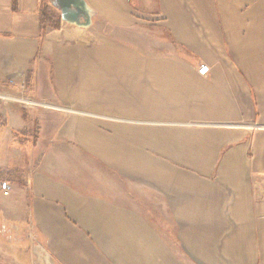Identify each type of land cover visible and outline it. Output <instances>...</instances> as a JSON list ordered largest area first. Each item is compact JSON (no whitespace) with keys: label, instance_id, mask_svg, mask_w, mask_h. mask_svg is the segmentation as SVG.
<instances>
[{"label":"crops","instance_id":"1","mask_svg":"<svg viewBox=\"0 0 264 264\" xmlns=\"http://www.w3.org/2000/svg\"><path fill=\"white\" fill-rule=\"evenodd\" d=\"M85 1L93 23L158 14L192 54L165 65L168 99L139 122L145 146L165 149L112 166L135 197L122 203L33 159L31 135L75 122L0 99V264H264V0ZM65 25L50 0H0V94L58 104L41 76Z\"/></svg>","mask_w":264,"mask_h":264},{"label":"rangeland","instance_id":"2","mask_svg":"<svg viewBox=\"0 0 264 264\" xmlns=\"http://www.w3.org/2000/svg\"><path fill=\"white\" fill-rule=\"evenodd\" d=\"M157 16L147 14L145 20L137 9L130 22L96 19L90 28L65 25L55 34L56 61L51 59L41 76L56 83L51 95L63 110L24 96L45 105L34 110L57 112L76 123L31 135L35 145L38 139L40 144L33 159L71 166L74 174L83 177L82 181L76 179L78 186L127 204L135 197L125 193L127 182L112 166L132 163L142 151L158 156L165 149L145 146L144 133L152 127L139 122L147 120L144 115L160 112L168 99L162 91L176 72L165 65L193 61L192 54L170 36ZM80 146L86 151L80 153ZM176 152L168 147L171 163L177 160ZM186 153L179 150V157L183 159Z\"/></svg>","mask_w":264,"mask_h":264},{"label":"water","instance_id":"3","mask_svg":"<svg viewBox=\"0 0 264 264\" xmlns=\"http://www.w3.org/2000/svg\"><path fill=\"white\" fill-rule=\"evenodd\" d=\"M61 13L62 21L71 26L90 28L93 25L94 11L85 0H50Z\"/></svg>","mask_w":264,"mask_h":264},{"label":"built area","instance_id":"4","mask_svg":"<svg viewBox=\"0 0 264 264\" xmlns=\"http://www.w3.org/2000/svg\"><path fill=\"white\" fill-rule=\"evenodd\" d=\"M209 71H210L209 67L206 65H201L198 69L199 74L202 76H207L209 74ZM0 99L18 102L22 106H24L26 108H30V109H38L40 107H44V105L42 103L37 102V101L32 100V99H25L24 97H12V96H8L5 94H0ZM238 127L249 129V130L254 129V126H252V125H240ZM1 186H2L4 193L6 195H9L11 192L9 184L7 182H4V183H2Z\"/></svg>","mask_w":264,"mask_h":264},{"label":"bare ground","instance_id":"5","mask_svg":"<svg viewBox=\"0 0 264 264\" xmlns=\"http://www.w3.org/2000/svg\"><path fill=\"white\" fill-rule=\"evenodd\" d=\"M44 105V104H43ZM45 106V105H44ZM47 106V108H52V109H59V110H63L62 108H59V107H57L56 105L55 106H53V105H49V104H47L46 105ZM65 110H67V109H65ZM74 112H76V111H74ZM80 113V112H79ZM88 116H91V115H88ZM93 117H98V118H100L99 116H97V115H93ZM105 117H103V119H104ZM106 119H109V118H106Z\"/></svg>","mask_w":264,"mask_h":264},{"label":"trees","instance_id":"6","mask_svg":"<svg viewBox=\"0 0 264 264\" xmlns=\"http://www.w3.org/2000/svg\"><path fill=\"white\" fill-rule=\"evenodd\" d=\"M47 18H48V17H47ZM43 23H44V22H42V25H43ZM56 28H58V27H56Z\"/></svg>","mask_w":264,"mask_h":264}]
</instances>
